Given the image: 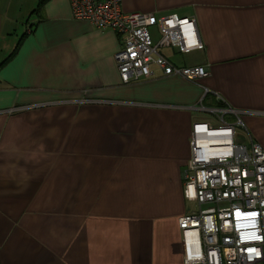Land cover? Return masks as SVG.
<instances>
[{
	"label": "crops",
	"instance_id": "crops-1",
	"mask_svg": "<svg viewBox=\"0 0 264 264\" xmlns=\"http://www.w3.org/2000/svg\"><path fill=\"white\" fill-rule=\"evenodd\" d=\"M13 1L0 0V35L16 38L0 51V264H183L193 123L216 126L206 108L228 105L239 141L264 149V0H122L195 18L204 48L161 53L209 71L194 82L152 65L126 84L115 31L69 0Z\"/></svg>",
	"mask_w": 264,
	"mask_h": 264
},
{
	"label": "built area",
	"instance_id": "built-area-1",
	"mask_svg": "<svg viewBox=\"0 0 264 264\" xmlns=\"http://www.w3.org/2000/svg\"><path fill=\"white\" fill-rule=\"evenodd\" d=\"M69 2L75 19L119 36L114 59L123 83L149 78L152 65L164 75L194 82L208 76L206 66H179L161 53L167 47L181 54L204 48L195 18L124 13L122 0ZM206 110L217 115L218 123H193L190 156L182 172L184 198L197 204L195 211L178 218L183 264H264V149L256 141H239V111L228 105ZM226 115L234 120L226 121Z\"/></svg>",
	"mask_w": 264,
	"mask_h": 264
},
{
	"label": "rangeland",
	"instance_id": "rangeland-1",
	"mask_svg": "<svg viewBox=\"0 0 264 264\" xmlns=\"http://www.w3.org/2000/svg\"><path fill=\"white\" fill-rule=\"evenodd\" d=\"M27 0H14L13 1V3L14 4H19V3H24V2H26ZM31 1V0H30ZM26 3H28V1L26 2ZM16 5H13V8H14V10H16ZM26 19V17L24 18V20ZM24 20H21L20 21V23H18V25L16 26L17 27V29H20V27L24 24ZM150 31H151V33L153 34V35H155L154 34V31L152 30V29H150ZM21 32V31H20ZM20 32H18L19 34H20ZM4 36H5V34H3V35H0V51L1 50H3V49H5V46L7 45V44H9L11 41H12V39H14V40H16V38H4ZM9 51V50H8ZM166 51H168V50H166ZM189 57V55L188 54H186V55H180V57L179 58H177L178 60H182V59H187ZM176 59V60H177Z\"/></svg>",
	"mask_w": 264,
	"mask_h": 264
},
{
	"label": "trees",
	"instance_id": "trees-1",
	"mask_svg": "<svg viewBox=\"0 0 264 264\" xmlns=\"http://www.w3.org/2000/svg\"><path fill=\"white\" fill-rule=\"evenodd\" d=\"M42 1H44V0H42Z\"/></svg>",
	"mask_w": 264,
	"mask_h": 264
}]
</instances>
